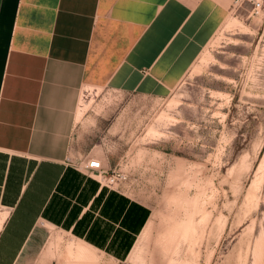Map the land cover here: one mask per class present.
Masks as SVG:
<instances>
[{
	"label": "crops",
	"instance_id": "1",
	"mask_svg": "<svg viewBox=\"0 0 264 264\" xmlns=\"http://www.w3.org/2000/svg\"><path fill=\"white\" fill-rule=\"evenodd\" d=\"M231 2L0 0V264L32 254L47 229L118 261L129 255L150 210L81 168L95 158L106 170L112 158L91 145L82 93L167 94Z\"/></svg>",
	"mask_w": 264,
	"mask_h": 264
},
{
	"label": "rangeland",
	"instance_id": "2",
	"mask_svg": "<svg viewBox=\"0 0 264 264\" xmlns=\"http://www.w3.org/2000/svg\"><path fill=\"white\" fill-rule=\"evenodd\" d=\"M77 110L125 177L114 187L150 210L124 260L85 246L91 264H264V0H232L167 94L90 87ZM57 235L46 264H61L80 241L54 229L17 264H39Z\"/></svg>",
	"mask_w": 264,
	"mask_h": 264
},
{
	"label": "bare ground",
	"instance_id": "3",
	"mask_svg": "<svg viewBox=\"0 0 264 264\" xmlns=\"http://www.w3.org/2000/svg\"><path fill=\"white\" fill-rule=\"evenodd\" d=\"M4 215L0 216V228L4 220ZM149 223L147 222L142 230V235L146 234ZM79 242V241H78ZM60 237L57 235L50 241L46 250L41 251L39 256V264H46L47 260L50 259L54 253V247L59 246ZM86 245L82 242L73 244L70 242L66 243L63 247L61 264H91L92 257L86 251ZM88 247V246H87ZM61 253V252H60ZM56 256V255H55ZM48 264V263H47Z\"/></svg>",
	"mask_w": 264,
	"mask_h": 264
},
{
	"label": "built area",
	"instance_id": "4",
	"mask_svg": "<svg viewBox=\"0 0 264 264\" xmlns=\"http://www.w3.org/2000/svg\"><path fill=\"white\" fill-rule=\"evenodd\" d=\"M81 168L84 172L92 177L97 178L100 184H104L107 187H114L115 184L125 179L120 171L108 172L101 166V162L95 158L89 159L85 162Z\"/></svg>",
	"mask_w": 264,
	"mask_h": 264
},
{
	"label": "trees",
	"instance_id": "5",
	"mask_svg": "<svg viewBox=\"0 0 264 264\" xmlns=\"http://www.w3.org/2000/svg\"><path fill=\"white\" fill-rule=\"evenodd\" d=\"M149 213V212H148Z\"/></svg>",
	"mask_w": 264,
	"mask_h": 264
}]
</instances>
